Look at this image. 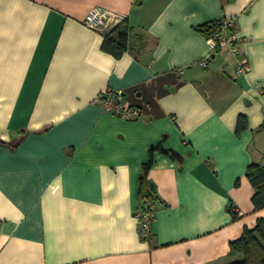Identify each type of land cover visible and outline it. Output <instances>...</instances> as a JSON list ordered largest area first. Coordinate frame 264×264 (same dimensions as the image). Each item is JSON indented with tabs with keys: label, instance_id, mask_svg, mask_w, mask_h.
<instances>
[{
	"label": "crops",
	"instance_id": "1",
	"mask_svg": "<svg viewBox=\"0 0 264 264\" xmlns=\"http://www.w3.org/2000/svg\"><path fill=\"white\" fill-rule=\"evenodd\" d=\"M94 9L104 31L83 23ZM221 19L248 73L211 52L200 27ZM127 27L129 49L104 51ZM109 89L142 115L105 112ZM160 143L171 153L146 179L162 201L143 238L142 175ZM252 162L264 165V0H0V264H229L231 241L264 218Z\"/></svg>",
	"mask_w": 264,
	"mask_h": 264
},
{
	"label": "trees",
	"instance_id": "2",
	"mask_svg": "<svg viewBox=\"0 0 264 264\" xmlns=\"http://www.w3.org/2000/svg\"><path fill=\"white\" fill-rule=\"evenodd\" d=\"M217 21L200 27L206 35V38L214 31L218 23ZM231 30H235L234 27ZM131 32L132 29L127 27L122 30L115 29L106 34L102 45L103 50L116 57H120L129 49ZM221 50L217 49L213 53H218ZM247 127V117L241 114L238 118L237 132L241 133ZM156 152L171 153V150L162 143L153 146L150 159L144 164L138 215L144 213H153L155 215L157 205L162 201L155 185L151 181H146L148 173L155 163ZM246 176L254 188L252 201L255 209L264 208V165L258 162L250 163L246 170ZM229 212L233 220L239 218V214L235 211L232 204L229 207ZM230 252L231 254L241 255V257L229 264H264V218L258 219L254 228L246 227L239 238L232 240L230 243Z\"/></svg>",
	"mask_w": 264,
	"mask_h": 264
},
{
	"label": "built area",
	"instance_id": "3",
	"mask_svg": "<svg viewBox=\"0 0 264 264\" xmlns=\"http://www.w3.org/2000/svg\"><path fill=\"white\" fill-rule=\"evenodd\" d=\"M109 13L102 9H94L83 20V23L99 32L107 28ZM214 31L207 37V43L211 52L217 49H225L238 59L236 74L241 75L251 70V64L247 56L242 50L243 40L233 28V23L229 19H221L217 21ZM210 62V57L204 58L201 65L206 68ZM100 105L105 112H109L123 120H134L142 115V109L134 106L125 100L121 90L109 89L99 98ZM140 218V233L143 238L150 235L151 224L155 217L153 213H144L138 215Z\"/></svg>",
	"mask_w": 264,
	"mask_h": 264
},
{
	"label": "rangeland",
	"instance_id": "4",
	"mask_svg": "<svg viewBox=\"0 0 264 264\" xmlns=\"http://www.w3.org/2000/svg\"><path fill=\"white\" fill-rule=\"evenodd\" d=\"M222 53H224V52H222ZM235 260H238V259H235Z\"/></svg>",
	"mask_w": 264,
	"mask_h": 264
}]
</instances>
